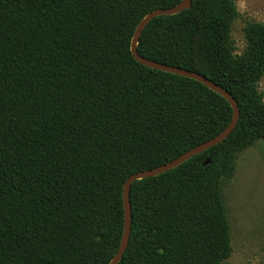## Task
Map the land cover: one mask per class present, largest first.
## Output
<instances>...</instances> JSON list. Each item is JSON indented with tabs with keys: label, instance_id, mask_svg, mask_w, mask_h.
I'll list each match as a JSON object with an SVG mask.
<instances>
[{
	"label": "trees",
	"instance_id": "16d2710c",
	"mask_svg": "<svg viewBox=\"0 0 264 264\" xmlns=\"http://www.w3.org/2000/svg\"><path fill=\"white\" fill-rule=\"evenodd\" d=\"M181 0H0V264H110L124 228L123 185L214 138L232 109L201 83L130 52L141 19ZM154 18L138 54L200 74L236 102L220 144L129 192L118 264H224L223 187L264 141V24L236 53L234 0H191Z\"/></svg>",
	"mask_w": 264,
	"mask_h": 264
},
{
	"label": "rangeland",
	"instance_id": "374dc122",
	"mask_svg": "<svg viewBox=\"0 0 264 264\" xmlns=\"http://www.w3.org/2000/svg\"><path fill=\"white\" fill-rule=\"evenodd\" d=\"M239 17L232 26L236 53H241L247 22L264 24V0H234ZM264 95V77L258 84ZM232 253L224 264H264V141L243 151L233 178L223 187Z\"/></svg>",
	"mask_w": 264,
	"mask_h": 264
},
{
	"label": "water",
	"instance_id": "95a60500",
	"mask_svg": "<svg viewBox=\"0 0 264 264\" xmlns=\"http://www.w3.org/2000/svg\"><path fill=\"white\" fill-rule=\"evenodd\" d=\"M191 4H192L191 0H181V2L174 7L167 8V9H157V10H154L148 13L146 16H144L134 30L131 43H130V52L133 58L138 63L142 64L143 66L147 68L195 80L201 83L202 85H204L205 87H207L208 89H210L211 91L223 97L229 103L232 109L231 121L228 124V126L222 132L216 135L214 138L202 143L199 146L192 148L191 150L187 151L186 153L182 154L181 156H179L178 158H176L175 160L169 163H166L164 165H161L159 167L153 168L148 171H142V172L135 173L131 175L125 181L123 185V194H122L123 210H124V228H123V233H122L121 241L119 244V248L115 256L113 257V259L110 261V264H118L120 262L124 252L126 251L127 245H128V241L130 237V228H131V207H130V202H129V192H130L132 183H134L135 181H140L143 179H147V178H151V177H155L160 174H163L169 170H172L178 167L179 165L183 164L184 162L188 161L194 156L220 144L225 139H227V137L234 130L238 122L239 110H238V107L234 99L226 91L222 90L220 87L215 85L208 78L200 74H197V73L189 72V71L177 68V67H171V66H167L164 64H160V63L145 59L141 57L137 52V45H138L140 36L150 21H152L156 17L173 16V15L182 13L183 11L188 10L191 7Z\"/></svg>",
	"mask_w": 264,
	"mask_h": 264
}]
</instances>
